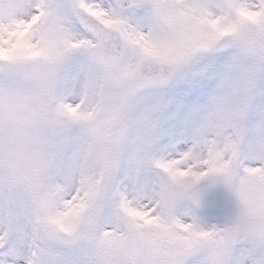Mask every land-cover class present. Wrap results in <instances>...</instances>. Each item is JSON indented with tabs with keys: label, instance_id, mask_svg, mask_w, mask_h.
<instances>
[{
	"label": "snow or ice",
	"instance_id": "1",
	"mask_svg": "<svg viewBox=\"0 0 264 264\" xmlns=\"http://www.w3.org/2000/svg\"><path fill=\"white\" fill-rule=\"evenodd\" d=\"M0 264H264V0H0Z\"/></svg>",
	"mask_w": 264,
	"mask_h": 264
}]
</instances>
